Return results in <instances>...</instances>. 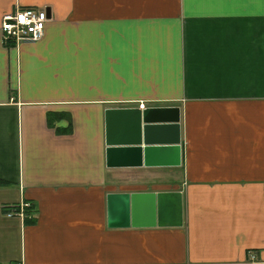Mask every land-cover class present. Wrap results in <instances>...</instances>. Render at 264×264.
I'll return each instance as SVG.
<instances>
[{
    "label": "crops",
    "instance_id": "1",
    "mask_svg": "<svg viewBox=\"0 0 264 264\" xmlns=\"http://www.w3.org/2000/svg\"><path fill=\"white\" fill-rule=\"evenodd\" d=\"M19 8L45 35L7 48ZM148 108L182 166L109 169L107 112ZM140 192H181L182 228L110 229ZM0 264H264V0H0Z\"/></svg>",
    "mask_w": 264,
    "mask_h": 264
},
{
    "label": "water",
    "instance_id": "2",
    "mask_svg": "<svg viewBox=\"0 0 264 264\" xmlns=\"http://www.w3.org/2000/svg\"><path fill=\"white\" fill-rule=\"evenodd\" d=\"M176 114V115H175ZM117 120L128 124L116 128ZM106 162L109 169L179 168L182 147L176 131L179 110H109ZM169 142V143H168ZM109 228L176 229L184 225L181 192H140L110 194Z\"/></svg>",
    "mask_w": 264,
    "mask_h": 264
},
{
    "label": "built area",
    "instance_id": "3",
    "mask_svg": "<svg viewBox=\"0 0 264 264\" xmlns=\"http://www.w3.org/2000/svg\"><path fill=\"white\" fill-rule=\"evenodd\" d=\"M49 17L46 10L16 9L6 15L1 24L2 41L5 47L11 48L26 42L41 40L46 31ZM143 109L144 106L142 105ZM32 205L23 203L5 209V216L9 219L19 218L26 220L32 218L29 214Z\"/></svg>",
    "mask_w": 264,
    "mask_h": 264
},
{
    "label": "trees",
    "instance_id": "4",
    "mask_svg": "<svg viewBox=\"0 0 264 264\" xmlns=\"http://www.w3.org/2000/svg\"><path fill=\"white\" fill-rule=\"evenodd\" d=\"M29 214H32V209L30 210Z\"/></svg>",
    "mask_w": 264,
    "mask_h": 264
}]
</instances>
